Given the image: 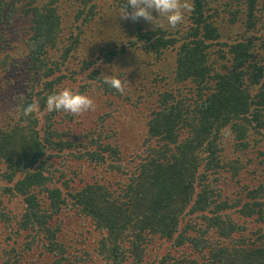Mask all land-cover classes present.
Masks as SVG:
<instances>
[{"label": "trees", "instance_id": "16d2710c", "mask_svg": "<svg viewBox=\"0 0 264 264\" xmlns=\"http://www.w3.org/2000/svg\"><path fill=\"white\" fill-rule=\"evenodd\" d=\"M100 1H112L116 10L127 2L0 0V68L12 67L10 88L20 105L13 120L0 122V264H28L27 258L34 264H264V0H189L193 10L176 30L140 18L132 37L99 45L91 58L82 45ZM67 6L76 8L70 33ZM17 13L29 28L14 45L17 37L5 29ZM228 17L231 24L223 23ZM22 44L24 59L15 60L13 48ZM133 51L153 68L172 61L154 79L160 85L148 89L150 113L138 109L144 90L134 99L143 83L126 86L136 69L123 60ZM66 70L70 77L57 75ZM106 75L121 79L124 92L105 84ZM83 83L96 108L103 97L112 106V97L131 104L145 130L122 136L119 104L101 115L86 149L78 144L79 155L63 159L60 173L51 166L59 158L53 154L74 144L42 135L39 126L48 95L62 84ZM33 102L40 110L24 117L23 106ZM135 133L144 136L141 152L129 151ZM130 160L132 172L116 165ZM115 170L125 182L113 192L103 193L107 183L88 182L94 174L112 178ZM5 198L21 199L22 207L13 212ZM74 216L92 227L87 249L79 248L85 247L79 230L67 222ZM159 243L166 249L149 262Z\"/></svg>", "mask_w": 264, "mask_h": 264}, {"label": "rangeland", "instance_id": "374dc122", "mask_svg": "<svg viewBox=\"0 0 264 264\" xmlns=\"http://www.w3.org/2000/svg\"><path fill=\"white\" fill-rule=\"evenodd\" d=\"M111 2H108V1L99 2L100 3L99 7L101 9L100 13H98L94 17V19L92 20L90 24V27L86 28V34L84 38L85 42H84V45H82L83 47L82 55L83 56L90 55L92 58L96 55V49L99 45L101 44L107 45V43H110L113 45H116V44L120 45L126 40H128L130 37H132L131 32L134 30V28H136V22L131 19L125 20L122 17H120L121 9L116 10L112 6ZM222 2H224V0H222ZM222 2L220 1V4H222ZM218 5L219 4H216L215 6H218ZM63 13H64V17H66V20H67L66 33H70V29H75L72 27V21L74 19V15L76 14V8L74 9V7L67 6L66 8H64ZM152 14H153L154 19L156 20H154L152 24L151 22L145 21L143 19L147 25H155V26L160 25L161 27L168 29V30H176V28L170 27L167 24L166 19L159 17V15H157L155 11H153ZM21 15H22L21 13H17L15 18L6 27L7 29H5L6 35L8 37L10 36L17 37V40H15L14 45L21 42L24 39L22 37L25 33V29L27 30L29 28V23L27 22L26 18L22 17ZM223 23H230V18L229 17L226 18ZM77 33L78 32H76L75 35ZM27 37L28 35L25 36V39ZM13 52H14V55L16 56L15 60L16 59L23 60L24 58L22 56L24 55V44H22L21 47L13 48ZM3 56H4V52H0V58H2ZM125 57L127 58V60H123V67L134 69V72L136 69V73L132 74L131 77H127L126 86H129L131 89H133V87L135 86V83L136 84L143 83L139 87V91H138L139 94L138 93L135 94L134 99L138 97L139 95H143L142 91L144 90L146 97L142 98L144 99V101L142 100L138 109H144L147 113H150L151 112L150 102L152 98L148 97L147 95L148 89L151 85L152 87H156L160 85V82H158L156 85L154 83V79L157 78V74H159V71L162 72V74L168 72V69L170 68L169 65L170 63H172V61L167 62L166 66L164 63H162L163 66L153 68L152 66H148L149 60H150L149 57H146L144 54L138 51H133ZM21 63L23 64V61ZM141 65L142 67L140 68L139 66ZM147 66H148V69H147ZM74 68L76 69L77 67L74 66ZM139 68L142 69V72L140 71ZM11 69H12L11 66H9V71H4L3 68H0V71H1L0 73V122L13 120L12 117H15L16 115V107H15L16 99H15V95L13 94L10 88V83L12 85L14 82V77L10 76ZM62 74H67V76L70 77L69 70L57 73V75H62ZM49 80H52V78ZM171 80L172 78H169V81ZM33 83L35 82L33 81ZM64 88H67L66 84H62L60 86V89H64ZM68 88L71 89L75 93L84 94V95H87L88 90H89V86L85 85L84 83L82 86L75 85V86H69ZM112 99L114 100L113 106L112 104H109V102L106 100V97H103L100 100V102H98V105H99L98 108L95 107L96 100L92 99L94 101V110H88L86 113L85 112L82 113L81 116L69 115L67 114V112H64L62 110L54 112V113L48 112L47 109L45 110L46 119L42 118L41 124L39 126L41 134L46 137L50 135L52 139H54L57 142H59L60 139H64V140H70L74 144V148H70L68 149V151H64V152L56 151L55 152L56 154H53L59 157L56 162L52 158L51 166L53 167V169L59 171L60 173H63L64 171H66L62 166L66 164L67 162L65 163L63 159L69 157L71 153H73L75 156L79 155L80 152H77V151L81 147L77 146L78 144H81L82 147L86 149V147L88 146L86 145L88 141H86L85 137L89 135L91 137L90 139H92L93 129L95 128L96 125H99L103 121L101 120L99 121V123H97L99 119H102L104 117L101 115L105 112L111 113L119 104H121V107H118V110L124 113L123 116L121 115L117 116L118 119H120L119 123L116 124L120 128V134L122 136H125L133 131L139 132V131L145 130L146 121L141 116L138 110H136L131 104L124 102V100L121 97L116 98V99L112 97ZM47 115H50L51 118H48ZM111 125L112 124L110 122V126ZM143 141H144V136L139 135V133L137 134L135 133V135L128 136L129 151L131 152L140 151L141 152L142 149L146 148V144H143ZM120 145L122 146L124 150L123 142ZM227 152L230 154L229 150ZM53 155H50V156L53 157ZM259 160H262V158H259ZM254 162L255 164H257L258 158L254 157ZM116 165H118L119 167H122L123 169H126V171H131V170L133 171L134 169L131 163V160L123 161L121 164H116ZM82 167L83 166L79 165V167L75 170L76 173H78L80 169L82 171ZM47 168L50 169L49 167ZM112 175L113 177L109 178L108 175L103 176V175L94 174L90 177L91 179L89 178L88 182L97 183L93 181H102L100 183V186H105V183L108 184V186L103 187L104 188L103 193L105 192L106 189H110L109 192L110 191L113 192L115 188L119 189V185H117V183L125 182V177L124 175H122V172H119L118 170H115V172H112ZM67 177L68 179H71V180L74 178L75 183L79 182V184L81 183L80 180H82V178L80 177H76V176L72 177L69 174L67 175ZM110 185H112V187ZM5 203L10 208V210H12L13 212H18V210L22 207V200L19 198L12 199V200L10 199V201L7 198H5ZM73 221H76V222H73ZM67 222L68 223L72 222V224L75 225V228L73 229V231L79 230L78 232H76L80 234L79 242L84 241V246H85V247H82V244H79V248L87 249L94 240V236L91 233L92 227L90 226V224H87L86 226H84L82 223H86V222L77 221L76 216L70 218L69 221ZM249 225L252 228V223H250ZM73 231L71 232V234H73ZM253 231H256V229H254ZM251 235H252V238L254 239L257 237L258 234L252 233ZM158 245H156V247H154L150 252H148L149 262H152L154 260L156 251L161 248L160 243ZM90 248H92V246ZM228 248L231 249L232 246ZM161 249H166V248L164 247ZM26 261L28 262V264H34V262L30 260V258H27Z\"/></svg>", "mask_w": 264, "mask_h": 264}, {"label": "clouds", "instance_id": "9594fccd", "mask_svg": "<svg viewBox=\"0 0 264 264\" xmlns=\"http://www.w3.org/2000/svg\"><path fill=\"white\" fill-rule=\"evenodd\" d=\"M129 6H131V12L128 11ZM193 7L189 0H127L121 9L120 17L133 21L143 18L153 24L156 19H154L152 13L155 11L159 14V17L166 19L170 27L176 28L183 22L185 12L192 11ZM104 83L120 93L125 90L121 79L114 75H106ZM46 109L48 112L62 110L73 115H80L88 110H94V101L87 95L75 93L69 88H64L59 92L48 95ZM16 110L19 113L20 105H17ZM39 110L37 103H29L23 106L22 115L29 117Z\"/></svg>", "mask_w": 264, "mask_h": 264}]
</instances>
